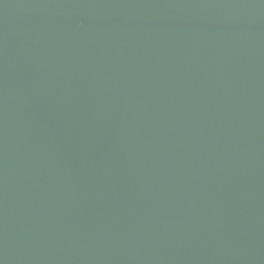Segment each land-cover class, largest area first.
Returning <instances> with one entry per match:
<instances>
[{"label": "water", "instance_id": "obj_1", "mask_svg": "<svg viewBox=\"0 0 264 264\" xmlns=\"http://www.w3.org/2000/svg\"><path fill=\"white\" fill-rule=\"evenodd\" d=\"M0 264H264V0H0Z\"/></svg>", "mask_w": 264, "mask_h": 264}]
</instances>
